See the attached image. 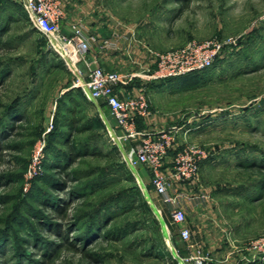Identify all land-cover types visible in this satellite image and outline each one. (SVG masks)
<instances>
[{
	"label": "rangeland",
	"instance_id": "obj_1",
	"mask_svg": "<svg viewBox=\"0 0 264 264\" xmlns=\"http://www.w3.org/2000/svg\"><path fill=\"white\" fill-rule=\"evenodd\" d=\"M11 1L0 0V27L10 13L20 15L17 4L22 3ZM94 8L95 18L104 20L105 27L113 25L121 34L129 31L135 44L144 43L155 52L191 41L235 40L224 47L201 84L174 91L148 90L154 114L144 119L141 130L179 128L171 156L186 145L208 153L197 184L172 183L169 191L174 197L180 194L186 225L195 217L192 198L198 196L209 210L205 213L209 217L200 215V219L207 221L211 241L215 239L212 225L221 226L222 239L206 244L210 251L228 252L264 239L260 185L264 178L256 166L264 165V0H95ZM7 27L0 32V264H176L173 255L188 254L192 238L184 240L179 231L171 232L162 208H169L172 218L174 204L162 202L154 192L150 170L125 161L124 153L134 142L117 145L111 137L122 134L117 127L111 133L107 126L98 128L94 123L92 131L69 136L72 118L83 117L78 123L82 127L99 114L85 98L80 99L85 107L80 113L64 108L63 92L78 82L79 74L63 52L67 48L52 36L35 32L22 15ZM99 104L107 112V106ZM70 139L92 154L75 161L69 177L50 165L65 162ZM113 170L118 172L109 173ZM126 170L132 171L134 179L124 174ZM138 174L147 182L152 201L143 195L150 212L138 206L137 191L146 192ZM56 176L67 181L66 188H55ZM100 177L108 180L96 193L71 194L83 181ZM52 197H57V205L67 209V215L54 211ZM106 201H115L111 211L116 214L108 228L136 226L114 240L100 237L101 231L89 244L80 237L84 218ZM237 228H243L240 239L230 237ZM151 242L167 247L172 257L150 254ZM94 253L101 256L99 260Z\"/></svg>",
	"mask_w": 264,
	"mask_h": 264
},
{
	"label": "built area",
	"instance_id": "obj_2",
	"mask_svg": "<svg viewBox=\"0 0 264 264\" xmlns=\"http://www.w3.org/2000/svg\"><path fill=\"white\" fill-rule=\"evenodd\" d=\"M24 6L30 22L43 33L52 36L54 40L62 42L67 52L76 59L86 54L97 41L90 35L80 22L73 24L72 35L61 32V22L66 17L65 0H20ZM235 44V40L210 39L204 42L191 41L182 47L173 48L163 52H156L154 67H146L132 73H121L116 70H106L101 65L89 66L87 76L75 84L80 86L86 96L96 101L104 102L117 122L121 135L114 137V142L122 144L134 142L130 149L124 153L125 161L131 166L136 164L146 166L151 172V184L157 194L165 203H173L172 218L180 226V234L184 240L192 237V231L186 222V213L181 205L180 194L171 196L172 183L184 185L194 182L200 172L201 163L207 159L208 153L195 146L186 145L171 156L176 133L173 130L157 132L143 131L138 127V119L151 115V104L147 94L142 91L137 95L122 96L117 92L120 84H128L136 79L145 82L175 78L188 73L202 71L212 67L222 56L224 47ZM72 46V48H69ZM102 49L114 51L118 44L111 38L102 39ZM115 133V132H114ZM117 138L120 143H118ZM171 157L170 169L167 163ZM208 195L204 197L207 198ZM202 198V196H200ZM198 196L192 200H198ZM183 225V226H182ZM231 253H239L238 260L224 259L215 261L202 249H197L187 255L174 254L176 264H260L264 261V239H253L242 246L235 247Z\"/></svg>",
	"mask_w": 264,
	"mask_h": 264
},
{
	"label": "crops",
	"instance_id": "obj_3",
	"mask_svg": "<svg viewBox=\"0 0 264 264\" xmlns=\"http://www.w3.org/2000/svg\"><path fill=\"white\" fill-rule=\"evenodd\" d=\"M11 2H15V0H12ZM94 4H95V0H65V8L67 13H66V17L61 22L62 34L72 35L73 24L80 22L82 25H84L85 30L87 31L88 34L94 35L97 38V41L93 42L91 49L86 54H84L82 57L81 55H79V58L77 59L73 57L75 63L74 66L79 71V74L77 75L78 80H82L87 76L89 66L101 65L104 66L106 70L119 68L121 70H124V72L122 73H128L130 71H131L130 73H132L133 70L140 71L139 69L142 70L143 68L146 67L155 66L157 60V57L155 55L156 52L150 50L147 47V45L144 43H141L142 45L135 44L136 39H133L131 37L132 34L129 31L126 34L125 33L121 34L113 25H108V26L106 25L107 27H105L104 24H106V22L104 20L95 18L96 8H94ZM106 38H111L115 40L118 44V48L114 51L102 49L100 43L102 39H106ZM79 67H81V69L84 68L85 73H83ZM186 84H187L186 80L177 77L165 79V80H154L150 82H145L142 79H136L134 81L129 82L128 84L118 85L117 92L122 96H128V95H137L142 91H144L147 94V91L150 89L154 92L155 91L163 92L162 90L164 89L166 90L167 88L173 89L174 91V90H178L179 88H183ZM77 89H78L77 85H70L68 86V88H66V90L63 93L65 94L66 92L70 91V93L68 92L67 95L70 96L71 94L72 96H75L78 95ZM93 103L95 104L96 106L95 109L99 113V116L101 117L105 125L107 126L109 132L111 133L112 131L115 132V127H117V122L114 116L111 114V111L108 108V106L106 105L108 108L107 112H103L99 103L97 104L96 101H93ZM151 110H152L151 115L145 118L142 117L138 119V127L140 129L142 127V122L153 116L154 113L152 106H151ZM149 122L150 121H147V124H149ZM170 161H171V157H169V162L167 163V170L170 169V165H171ZM203 163L204 161L201 163V168L198 178L194 182L189 183L190 186L195 185L199 182ZM137 177L143 182L145 186L146 192H144L141 187L143 194L145 196H148L152 201V198L146 186L147 182L145 183L141 179L139 174L137 175ZM149 182H150V186L153 188L151 184V179ZM180 186L185 187V185H180ZM153 190L157 194L154 188ZM160 199L163 202L161 196ZM192 210L195 211L194 219L192 218L187 225L185 223V225L188 226L192 231V237H191L192 240L190 244V251L188 252V254L194 252L197 249H202L205 253L209 254L215 261L217 260L222 261L224 259H229L230 261L235 262L236 260H238L240 258L239 253H231V251L226 252L225 249H222L218 252L213 249L212 251H210L209 248L206 247L207 243L214 242V240L216 242L222 239L221 237L222 235H220L219 232L221 226L217 222H215V224L212 225L213 237L215 239L211 241L210 237L212 236V233L210 231L209 225L207 224V221L200 219V215L209 217L208 214H205L206 212L208 213L209 211V210L207 211V206H205L204 204L201 205L200 202L196 200L193 203ZM239 225H241L240 222L237 223V226ZM177 231L180 232V226H178ZM242 233H243V228L241 230L237 228L236 230H233V232H230V237L232 236V238L240 239L241 236L243 235ZM238 264H244V263L239 262Z\"/></svg>",
	"mask_w": 264,
	"mask_h": 264
},
{
	"label": "trees",
	"instance_id": "obj_4",
	"mask_svg": "<svg viewBox=\"0 0 264 264\" xmlns=\"http://www.w3.org/2000/svg\"><path fill=\"white\" fill-rule=\"evenodd\" d=\"M12 3L15 4V2H12ZM17 5H19L18 7L20 8V15L18 17H16L14 14L10 13V15H9L10 17L7 18V20H8L7 23L4 24L3 27H0V32L7 30L8 24H10L15 18H16V20L18 18H20L21 15L24 17L26 22H28L30 25H32V29L35 32H39V29L37 27H35L30 22L28 15H27V12H26L25 8L23 7V5L22 4H17ZM213 66H215V64ZM212 67H210V68H212ZM210 68H207V69L202 70V71H196V72L188 73L185 75H181V76H178L177 78H183L184 80L187 81V84L191 83V85H193L195 83H198L199 81H205L210 76V74L212 72V70ZM198 84H201V83H198ZM82 90L80 91L79 89H77L78 95H75V96H72L71 94H70V96H68L67 94H68V92L70 93V91H68L64 94V101H65V103H64L65 107L64 108L69 113H71V114L75 113V112L80 113L83 111V109L85 107L82 106V101L80 100L81 98H85L87 100H90L86 96L84 91H82ZM90 101L93 103L92 100H90ZM100 103H101V105L102 104L106 105L102 101H100ZM74 116H76V114H74ZM81 118H83V117H81ZM81 118L80 117H74L71 119V122L69 123V128H70V130H69L70 135L69 136H71L73 134V132H75V131L76 132L92 131L93 130L92 129L93 123L96 124V126L98 128L99 127L105 128V126H106L105 123L103 122V120L101 119V117L98 116V117L91 118L92 124L88 123V124H85L84 126L81 127L80 124H78L81 121L80 120ZM67 142H68L70 148H69L68 153H66V154L63 153L64 154L63 157L65 158V162L64 163L57 162L55 164L51 163L50 168H52V170L55 169L56 172H58V174H61L62 176L64 174H66L67 176L70 177V175H72V173H71L72 170L70 169V166H72L75 163V161H77L78 159H80L86 155L92 154V153L90 151H88L87 149L78 148L77 144L74 141H71V139L66 141V143ZM114 148L116 151L117 147L115 146ZM106 156H107L106 153H102L103 158L104 157L106 158ZM256 164H257L256 162H253V164H251V165H256ZM256 166L259 167V169H257V170L261 173V175L264 178V165L259 164ZM58 168H61V169L58 170ZM117 172H118L117 170H113V171H110L109 173H117ZM106 173H107V171L106 172L104 171L103 176ZM124 174L128 175L129 176L128 178H130V179H134V177H135L131 170H129V171L126 170ZM110 175H112V174H110ZM107 180H108V178L102 179L100 177V178H95V179L83 181L82 183H80V185L76 186V188H74L71 191V194L72 195H78V196H84V197L89 196L91 194L96 193L98 190H100L99 188H101V184L106 182ZM52 184H54L55 188H58V189H60V188L64 189L67 187V181H65L60 176L59 177L56 176V178L53 177V183ZM260 185H261V188L263 189L264 188V180L262 181V183ZM136 195H138V198H139L138 202L140 205H138V206H141V208L144 212H150L151 207H150L148 201L144 198L142 191L141 190L137 191ZM56 199H57V197H55V198L52 197V199L50 200L52 205L55 208L54 211L64 213L63 216L67 215L68 214L67 209H64V207H60L59 205H57L58 202ZM105 203H108V205H106ZM113 204H115V201L114 202L113 201L102 202V204L97 205L96 208H94L92 212L87 213V215L84 218V224H83L84 233L82 234V236H80L83 241H85V242L89 241V244H90L91 243L90 241L95 239L98 236V234H101V231H104V235L103 236L99 235L100 237H104L108 240H110V239L114 240V239L118 238L119 236H123V235L129 233L131 231V229H133L136 226L135 224L128 223L125 225V227H121V228L118 227L116 229L108 228L107 226L114 220V217L116 215L115 212L111 211ZM134 207L135 206H133L132 208H134ZM162 209H163L162 210L163 213H165L164 216H165L166 222H167L171 232H173V233L176 232L178 226L173 221V219L171 218L169 208L165 207ZM149 246L151 249L150 254L155 253L154 256H158V257L164 259V258H166L167 254L168 255L170 254L167 247H165L164 245H158L155 242H151L149 244ZM186 254H184V255H186ZM92 256L94 259H98V260L101 257L97 253L92 254ZM170 256L172 257L171 254H170Z\"/></svg>",
	"mask_w": 264,
	"mask_h": 264
},
{
	"label": "bare ground",
	"instance_id": "obj_5",
	"mask_svg": "<svg viewBox=\"0 0 264 264\" xmlns=\"http://www.w3.org/2000/svg\"><path fill=\"white\" fill-rule=\"evenodd\" d=\"M63 52L65 53V55H67V58L70 59V61H72V60L74 61L73 56H71L67 51L66 52L63 51Z\"/></svg>",
	"mask_w": 264,
	"mask_h": 264
}]
</instances>
